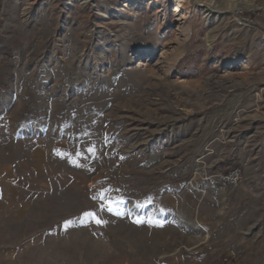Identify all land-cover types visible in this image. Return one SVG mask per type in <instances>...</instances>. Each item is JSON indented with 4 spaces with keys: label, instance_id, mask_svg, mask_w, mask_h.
<instances>
[{
    "label": "rangeland",
    "instance_id": "374dc122",
    "mask_svg": "<svg viewBox=\"0 0 264 264\" xmlns=\"http://www.w3.org/2000/svg\"><path fill=\"white\" fill-rule=\"evenodd\" d=\"M20 161L45 228L94 212L152 227L149 253L264 264V0H0V167Z\"/></svg>",
    "mask_w": 264,
    "mask_h": 264
},
{
    "label": "crops",
    "instance_id": "0c3cea01",
    "mask_svg": "<svg viewBox=\"0 0 264 264\" xmlns=\"http://www.w3.org/2000/svg\"><path fill=\"white\" fill-rule=\"evenodd\" d=\"M227 165L223 172L239 167ZM38 177L25 161L0 167V264H188L178 250L149 253V226L135 225L125 235L119 222L113 230L106 217L94 225L79 217L45 228L40 202L50 189Z\"/></svg>",
    "mask_w": 264,
    "mask_h": 264
},
{
    "label": "snow or ice",
    "instance_id": "6c2138e0",
    "mask_svg": "<svg viewBox=\"0 0 264 264\" xmlns=\"http://www.w3.org/2000/svg\"><path fill=\"white\" fill-rule=\"evenodd\" d=\"M89 152H94L95 148L94 147H90L88 149ZM99 197L101 199H105L104 197V193H100ZM97 197H93V199H96ZM123 204V198H116V199H112V200H108L106 203L101 205V210H107L109 213H113L115 215H123V213L120 211V206ZM84 217L87 218H91L93 220H95L96 223L100 224V223H105V221H103L100 217H98L96 215V213L94 212H85ZM135 223L139 224V223H143L145 222L142 218H136L134 220ZM149 223L154 222L153 220L149 219L148 220ZM68 224H70V221H66L65 225L67 226Z\"/></svg>",
    "mask_w": 264,
    "mask_h": 264
},
{
    "label": "built area",
    "instance_id": "2783aa9c",
    "mask_svg": "<svg viewBox=\"0 0 264 264\" xmlns=\"http://www.w3.org/2000/svg\"><path fill=\"white\" fill-rule=\"evenodd\" d=\"M215 177L222 188H231L243 180V172L239 167H235L227 172H220Z\"/></svg>",
    "mask_w": 264,
    "mask_h": 264
},
{
    "label": "bare ground",
    "instance_id": "6f19581e",
    "mask_svg": "<svg viewBox=\"0 0 264 264\" xmlns=\"http://www.w3.org/2000/svg\"><path fill=\"white\" fill-rule=\"evenodd\" d=\"M30 4H31V3H28L27 6L25 7V9L29 8V5H30Z\"/></svg>",
    "mask_w": 264,
    "mask_h": 264
}]
</instances>
